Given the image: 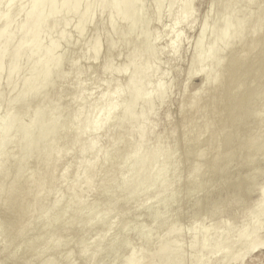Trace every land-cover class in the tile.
Returning a JSON list of instances; mask_svg holds the SVG:
<instances>
[{
    "label": "rangeland",
    "instance_id": "rangeland-1",
    "mask_svg": "<svg viewBox=\"0 0 264 264\" xmlns=\"http://www.w3.org/2000/svg\"><path fill=\"white\" fill-rule=\"evenodd\" d=\"M6 1L0 0V18ZM112 1L87 0L65 13L64 4L71 0H56L38 36L54 46L50 58L60 66L35 98L19 92L37 56L27 58L28 46L14 61L8 57L26 14L17 9L10 14L7 44L0 51V264H48L49 259L53 264H125L128 257L139 264H264V204L250 213L264 190V63L257 66L263 76L253 65L264 55V0H130L110 8ZM87 7L91 19L79 34ZM180 7L186 14L179 18ZM5 38H0V50ZM233 61L235 71H229ZM11 66L16 73L7 84ZM134 75L136 83L129 87ZM218 88L219 95L203 108L204 96ZM235 93L242 98L233 103ZM136 94L141 97L134 100ZM14 96L17 100L9 103ZM49 101L61 111L55 135L65 138L58 148L57 141L51 142L54 132L46 135L47 151L40 155L38 137L48 121ZM100 103L105 107L97 109ZM232 107L240 109L238 115ZM203 109L192 128H183ZM256 113L261 117L255 120ZM130 125L137 135L149 134L134 153L121 152L125 158L108 174L117 161L102 160L107 144H115ZM27 127L31 148L24 155ZM164 127L167 136L160 141ZM71 133L76 134L72 146ZM157 140L162 142L158 148ZM41 158L45 163L37 167ZM88 168L83 204L61 218L63 206L55 205V198L79 183ZM99 174L109 191L104 202L97 200ZM17 175L19 187L14 188ZM5 206L11 207L8 215L2 212ZM170 221H175V233L163 238ZM68 222L76 227L54 251L50 233ZM203 225L209 231L192 262V234ZM241 234L247 240L237 247ZM213 243L223 247L208 253ZM254 243L263 245L250 250Z\"/></svg>",
    "mask_w": 264,
    "mask_h": 264
},
{
    "label": "bare ground",
    "instance_id": "bare-ground-1",
    "mask_svg": "<svg viewBox=\"0 0 264 264\" xmlns=\"http://www.w3.org/2000/svg\"><path fill=\"white\" fill-rule=\"evenodd\" d=\"M85 1H87V0H71L70 3L64 4V12L65 13H70V12L74 11L76 9V7L79 5V3L85 2ZM118 1H120L122 3L125 2V4L130 2V0H113L112 3L110 4V8H117ZM187 1H189V0H187ZM55 2H56V0H7L6 3H5V7L3 9V13H2V16L0 18V38L1 37H5V36L7 38H5V40L3 42V48L0 51H3V52L5 51V47H6L5 45L7 44L9 30L11 29L10 24H9V17H10V14H11L12 10L13 9H17L19 12H24L26 14V18H25L24 22L16 29V32H17V34L19 36V42L15 46L14 50L12 51V53L8 57H9V59L11 61H14L18 57L19 53L24 51L25 49H27L28 46H30V48L28 49L29 53H28V57L27 58H31V57H33L35 55L37 56V61H36L35 68L33 67V68H30V69H28L26 71V74H25V77H24V80H23V86H22V88H21V90L19 92L20 93L19 95H25L27 97H32V98L38 97L42 93V91L46 88L48 77H50V75L57 68H59V66H60L58 60L50 58V53L54 50V46H51V45H49V44H47L45 42H42V41L40 42V39H39V36H38V31L42 30V28L44 26V20H46L47 17H50L51 14L53 13V7H54ZM44 3H45V5H44ZM45 7H46V9H45ZM88 7H90V6H88ZM88 7L84 11V13H83V15H82V17L80 19V23H79V26L77 28L78 31H79V34H81L83 32L84 27H85V23L89 19H91L89 17L90 11H89ZM157 9H158V6L155 8V10H157ZM138 12L139 13L141 12V10L139 8L136 9L134 14L132 15V18H133L132 21H136ZM184 14H186L184 7H180L179 13H178V17L179 18L180 17H184ZM262 18H263V13H260V15L258 16V19L261 20ZM110 25L112 26V23ZM239 37L240 36H238V38ZM262 39H263L262 40V46H263L264 38H262ZM201 46H202V44H198L195 47V50H194L193 55H192V59H194V57H196V55H197L198 51L200 50ZM251 47H252V41L249 42L248 46H246L245 51L249 50ZM263 50H264V48H263ZM245 54H246L245 52H242V54H240V55L243 56ZM263 56L264 55H262V57ZM262 57H259L258 61H256L257 64H253V65H254L255 69L260 71L261 75L263 76V74H262L263 71H261L262 69H258V67H257V66H260L261 62L264 63V60L262 59ZM151 59H152V57H151ZM218 59L219 58L216 56L214 58V63H217ZM2 62H3V56H2V53L0 52V66H1ZM263 63H262V65H263ZM234 67H235V61L230 63L229 71H232V70L235 71ZM251 68H253V66H251ZM261 68H263V66H261ZM255 69H253V70H255ZM257 70H256V72H258ZM6 71H7L6 83L8 84V83H10L12 81V79H13L15 73H16V70H15V68L13 66H11ZM187 75H189V73ZM255 76L256 77L258 76L257 78L261 77L260 75H255ZM132 78L133 79H130L129 82L126 84L129 87H130V85H134V83H136L135 80H137V77L134 75V76H132ZM184 78H187V77H185V75H184ZM35 79H36V83L34 84V86L32 88H30L32 80H35ZM184 80H186V79H184ZM79 81L80 80H78V81L76 80V82H79ZM219 92H220V88H218L215 91H210L209 93H207L204 96V98H205L204 101H206L205 105H203L202 107L204 108L206 106L207 101H213L214 99H216V97L219 95ZM53 93H55V98H57L59 93H60L59 88L56 89ZM53 96H54V94H53ZM241 96H242L241 94H237V93L232 95L231 99H234L233 103H236V101H238V100H235V99H237V98L241 99L242 98ZM51 97H52V95H51ZM139 97H141V95L140 94H136L134 96V100L136 98H139ZM17 98H18V96L17 97L14 96L10 100L9 103L13 104L17 100ZM51 102L49 101V105L52 104ZM53 102H55V101H53ZM0 103H2V102L0 101ZM55 103L53 104V106L52 105L49 106V107H51V106L52 107L49 108L50 109V111H49L50 114L48 116V121L44 124V129H43L42 133L39 134V137H38V142H40V144H41V149L39 150V152L37 154H40V155L42 153H44L45 151H47L46 149H44L45 144H43V143H45L44 142V137L46 135L52 134L54 132V136H52L51 142L57 141L58 148L61 147L59 144L62 141V139L65 138V137H61V138L58 139L59 135H55L56 128H57L56 126L59 123L56 120L58 119L59 113L61 112V111H59L60 109L58 107H56ZM47 105H48V102H47ZM102 107L104 108L105 105L100 103L98 105L97 109L98 108H102ZM131 110H132L131 107H129L128 111H131ZM204 110L206 111V109H203L198 114H196L197 111L195 113H193L192 114L193 116L189 118V125L186 124L187 126H184L185 125L184 124L183 128H188V129L192 128L195 125L196 120H198L200 118V115L204 113ZM231 110L236 111L235 115H238L239 112H240V109L238 107H232ZM94 112L95 111L91 112V114L89 115V119L87 120L86 125H88L90 123L92 115H93ZM14 116L15 115H11L9 120L13 119ZM258 117H259V113H256L255 114V120L258 119ZM59 121H60V119H59ZM34 122H36L35 118L33 119L32 123H34ZM186 122H188V121H186ZM183 123H185V121ZM188 129H185L184 131L187 132ZM6 130H7V128H6ZM8 130L5 132L6 135L10 131V130L9 131ZM205 131L206 130H204V132ZM30 132H31V128L27 127V129L25 131V142L26 143L24 145V152H23L24 155H26V153L31 148V140L29 139ZM135 132L136 131L133 129V125H130V126H128L127 131L123 135L119 136L115 140V144H113V142H110V143L107 144V150L103 153L102 160L105 161V160L110 159V158H115V160L117 161V163H115V165H114V168L111 169L110 171H107L108 174H113L114 171L118 169V165L120 163H122L120 161V159H124L125 158V157H121L120 158V155L122 154L121 152H124L125 150H128V152L134 153L137 149L141 148L143 138L147 134H149L148 131H142L138 135ZM166 132H167V128L164 127L163 130H162V134H164V135H161L160 141L163 138H165V136H167L165 134ZM75 137H76V134H72V133L70 134L69 137H67L70 146H72ZM232 138H233V135L228 139L229 142H230V139H232ZM241 141L242 140L240 139V141L238 143H240ZM245 141H243V143ZM154 143L156 144L155 147H157V148L159 147L160 143L162 144V142L159 143L158 140H157V142L155 141ZM161 144H160V146H162ZM111 145H113V146H111ZM241 147H243V146H241ZM241 147H239V148H241ZM66 148H68V147H66ZM125 152H127V151H125ZM52 153H54V152H51V154ZM147 153L148 152H146V151L145 152H141L140 160L142 158L146 157ZM163 156L165 157V159L169 158V155L167 153H163ZM49 158H50V155L48 156L47 160H49ZM51 158H52V156H51ZM144 159L142 161H144ZM37 161H38L37 162V167H39L40 165L45 163L43 158L37 159ZM21 166L19 168V173H21L22 169H24V167H23L24 165L21 164ZM91 169L92 168H88L82 173V176L80 177L81 180L79 181V183H77L75 186H73L69 191L59 193L57 195V197L55 198L54 204L55 205L61 204L63 206L62 210L58 214V216H60L61 218H63L66 215V213H68L69 211H72V210L73 211H77L78 207L83 204L82 190H83L84 186L82 184L84 183V178L87 177L91 173ZM34 170H36V169H34ZM55 173H56V170L53 169L52 170L53 178H54V176H56ZM17 179H18V175L16 176V178L14 177L13 182H12V187H14V188L16 186H18V185H16V184L19 183V180H17ZM96 180H98V181H100L102 183V185H100V189H99V192H98L97 200H98V202H104L105 198H107L108 193H109L108 188H106L104 186V184H103L105 178L99 174V176H98V178H96ZM236 184L237 183L234 182L233 186H236ZM240 185H242V184L240 183ZM244 187H246V186H244ZM40 188H42V186H40ZM239 188L240 189L242 188V190L244 189L241 186ZM234 189H238V187L237 188L235 187ZM235 191L236 192L234 194L232 193L233 196H237V194L239 193V192H237V190H235ZM258 196L259 197L256 196L255 200L253 199L254 202L252 201L253 205H252V209H251L250 213L258 211L259 208L264 204V190ZM169 200H171V198ZM165 203L166 202L164 200L162 202V204H160L159 207L156 209V212L160 211L161 207L163 205H165ZM101 205L99 203L96 204V206H98V207L101 206ZM101 207H104V206H101ZM11 211H12L11 207L5 206L4 208H2V212H3L4 215L10 214L8 212H11ZM87 212H89V211H87ZM76 214L77 215L75 217H79L80 216V214H78V213H76ZM43 216H44V214L40 213V217H43ZM174 224H175V221H172L171 223H167L166 224V227L168 225L169 226L166 228V230H164L165 233H163L164 235H162L163 238L164 237L167 238L168 236L173 235L175 233L174 230H176V229H174ZM11 225H13V222H11ZM223 225L225 226V224H223ZM75 227L76 226L74 225V222H68L63 228L59 227L58 229H55V228L53 229V231L50 233V235L52 236L51 242H53V245H54L53 250L54 251H56V247H57L58 242L60 241V239L64 235L69 234L71 229H72V231H74ZM226 229L227 228L224 227V231ZM208 231H209L208 226L207 225H203V226H201L198 229L197 232L192 234V249H191L190 261H192V262L194 261V258L196 257V253H197L198 249L205 242V239H206ZM163 238L161 237V239H163ZM246 240H247V235L246 234L239 235V237L237 239V242H236L237 247L242 245ZM259 245L261 246L263 244L262 243H259V244L258 243H254V246L250 250L255 249ZM222 247H223L222 244H221V246L217 247V244L213 243L212 246H210V248L207 249V251H208V253H210L213 249L220 250ZM177 249H178V247L176 245H174L172 247V251L173 252H176ZM160 251H161V254L164 255V256L169 255V252L168 251H164V249H161ZM47 263L48 264H53V259H49L47 261ZM125 264H139V259L136 260V258L128 257V260L126 261ZM175 264H178L176 262V260H175Z\"/></svg>",
    "mask_w": 264,
    "mask_h": 264
}]
</instances>
